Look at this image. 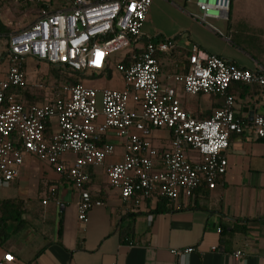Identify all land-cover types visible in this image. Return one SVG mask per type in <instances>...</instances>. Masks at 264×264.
Listing matches in <instances>:
<instances>
[{"label":"built area","instance_id":"obj_1","mask_svg":"<svg viewBox=\"0 0 264 264\" xmlns=\"http://www.w3.org/2000/svg\"><path fill=\"white\" fill-rule=\"evenodd\" d=\"M25 2L44 7L6 43L8 67L0 80V187L19 178L25 156L35 157L72 182L79 192L77 218L85 225L90 209L103 206L86 188L87 169L115 155V146L104 141L110 133L124 140V153L120 163L107 169L108 184L122 201L137 206L153 196L170 203L182 195L190 199L202 185L214 190L228 170L230 137L249 128L264 140V116L256 115L250 124L238 118L230 93L233 84L264 88V73L240 69L192 46L187 73L174 81L188 96L223 99L221 108L204 120L186 109L174 88L161 86L156 54L175 45L170 39L144 37L153 0H74L62 10H54L51 0ZM197 5L204 18H218L228 10V4L217 0H197ZM117 53H127L129 59L115 66L124 83L121 90L99 91L84 84L58 87L36 80L32 88L46 97L41 105L25 104L13 92L29 85L28 59L77 73H101ZM156 130L168 131V150L153 146ZM187 151L197 153L199 160L189 159ZM67 155L74 156L71 164ZM192 252L189 248L182 254ZM233 256L239 259L244 253ZM13 262V255L7 254L0 264Z\"/></svg>","mask_w":264,"mask_h":264},{"label":"crops","instance_id":"obj_2","mask_svg":"<svg viewBox=\"0 0 264 264\" xmlns=\"http://www.w3.org/2000/svg\"><path fill=\"white\" fill-rule=\"evenodd\" d=\"M14 1L21 9L33 10V21L36 19L40 2ZM217 2L228 4V10L218 18H204L197 0H153L143 27L145 38L173 40L172 51L156 54L160 84L174 88L186 109L199 120L210 118L221 108L223 99L188 96L175 83V76L188 71L192 46L240 69L264 73V0ZM7 21L2 22L10 34L0 36V80L8 67L4 55L7 40L33 22L17 23L13 31V23ZM127 56L110 58L106 69L89 74L81 84L99 91L121 90L124 83L115 66L120 60L128 63ZM30 65L38 72L46 66L41 72L46 75L36 73L34 80L50 76L46 63L28 59L27 69ZM28 89L31 97L20 96L21 102H45L44 94L36 97L35 89ZM230 93L238 118L250 124L256 115L264 116V88L233 84ZM104 141L114 145L116 152L102 166L87 169L90 178L86 188L103 206L90 209L85 225L77 218L79 192L72 182L54 167L25 156L19 178L0 187V201L18 204L22 221L11 220L1 234L7 237L0 240V261L11 254V264H264V140L256 138L249 128L230 137L228 170L216 188L209 190L202 185L192 198L182 195L177 203L157 196L139 206L122 201L108 184L107 169L121 162L124 140L110 133ZM151 142L168 150V131H154ZM186 156L199 160L193 151H187ZM65 158L69 164L74 160L72 155ZM189 248L194 252L183 255ZM237 251L244 256L236 259L233 254Z\"/></svg>","mask_w":264,"mask_h":264},{"label":"trees","instance_id":"obj_3","mask_svg":"<svg viewBox=\"0 0 264 264\" xmlns=\"http://www.w3.org/2000/svg\"><path fill=\"white\" fill-rule=\"evenodd\" d=\"M3 0H0V2ZM53 5V0H51ZM62 2V3H58ZM57 4L60 5V8L58 10L70 8L73 5L74 0H58ZM44 5L41 3H38L36 5V9L43 8ZM10 34V29L2 22L0 19V36H8ZM50 74L53 75V81L45 83L46 85L54 84L58 87L69 85V86H76L78 84H81V80H83L84 76L82 73H77L73 71L72 69L66 67V66H59V67H51L50 66ZM50 78V77H49ZM242 85V84H240ZM14 93L18 94L22 98H28L31 97L29 94V89H15L13 91ZM41 92V91H40ZM43 95V92H41ZM37 95V96H36ZM34 94V96L39 97L38 94ZM34 105V103L29 104ZM20 207L18 204L12 201H0V240H4L7 236L4 235L3 237L1 234H4V230L7 227L8 222L11 220H14L15 222L19 221L20 224H22L21 218L19 216Z\"/></svg>","mask_w":264,"mask_h":264},{"label":"rangeland","instance_id":"obj_4","mask_svg":"<svg viewBox=\"0 0 264 264\" xmlns=\"http://www.w3.org/2000/svg\"><path fill=\"white\" fill-rule=\"evenodd\" d=\"M58 0H53V5H54V10L56 9H59L60 8V5L57 4ZM58 3H62V2H58ZM0 10H3L4 12V18H2V21L4 23H7L9 20V22L13 23V31H16V27L15 25L17 23H21L22 25H27L28 23H31L34 19V16H35V12L33 10H26V8L24 9H21V6L18 5L16 3V1L14 0H3L0 2ZM124 53H117L115 55H113L111 58L114 60L116 57H119V56H123ZM30 69V70H29ZM36 67L35 65H30V67H28V81H29V85H28V88L32 87L33 86V82L36 81L34 80V77L36 76V73H38V75L41 74V72H44L46 70V66H41L39 69L41 72H38L39 70L36 71ZM35 70V71H34ZM48 71L50 72V68L48 69ZM32 72L34 73L32 75ZM93 72L92 71H87L85 73H82L83 76H84V80H88V76L89 74H92ZM42 76H45L46 74L45 73H42L41 74ZM50 76H47L45 77L44 79L41 78L42 81H40L41 83H49L51 81H53V75L51 74H48ZM50 77V78H49ZM40 79V78H39ZM38 80V79H37ZM35 94H40L41 92L38 91V90H35L34 91Z\"/></svg>","mask_w":264,"mask_h":264}]
</instances>
